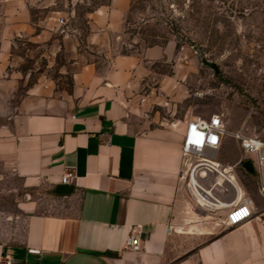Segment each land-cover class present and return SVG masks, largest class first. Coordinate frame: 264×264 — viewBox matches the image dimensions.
<instances>
[{"label":"crops","instance_id":"1","mask_svg":"<svg viewBox=\"0 0 264 264\" xmlns=\"http://www.w3.org/2000/svg\"><path fill=\"white\" fill-rule=\"evenodd\" d=\"M129 2L89 14L91 33L80 38L59 13L40 15L46 6L0 0V179L19 182L24 214L21 231L0 242V264H264L263 197H249L254 216L232 230L189 204L186 122L157 124L155 89L141 93L154 74L143 64H170L169 78L180 79L188 51L169 42L113 53ZM57 59L66 89L48 75ZM25 60L44 63L33 80ZM66 169L75 184H60ZM131 235L138 252L125 247Z\"/></svg>","mask_w":264,"mask_h":264},{"label":"rangeland","instance_id":"2","mask_svg":"<svg viewBox=\"0 0 264 264\" xmlns=\"http://www.w3.org/2000/svg\"><path fill=\"white\" fill-rule=\"evenodd\" d=\"M109 1L33 0V4L48 7L41 9L40 15L59 13L64 21L60 25L84 38L91 33L89 14ZM169 42L188 51L180 79L169 78L170 64H143L154 73L145 77L141 93L155 89L151 101L155 122L167 123L178 131L188 120L218 115L227 132L264 141V0H130L123 26L111 35L115 54H136ZM193 47L199 49L201 57ZM202 59L215 63L218 73L203 66ZM43 64L25 60L21 68L31 67L33 80L34 68L41 69ZM59 65L57 59V65L49 68L50 78L59 79ZM57 85L66 89L68 77H61ZM242 155L239 142L228 137L217 160L233 168L244 194L253 198L258 194L257 177L244 171ZM21 200L19 182L10 176L1 178L0 242L21 231Z\"/></svg>","mask_w":264,"mask_h":264},{"label":"built area","instance_id":"3","mask_svg":"<svg viewBox=\"0 0 264 264\" xmlns=\"http://www.w3.org/2000/svg\"><path fill=\"white\" fill-rule=\"evenodd\" d=\"M59 23L63 24V19H59ZM228 137L239 142L242 157L252 164L257 177L258 194L264 198V141L227 132L221 117L213 115L206 119L188 120L181 142V179L187 200L192 208L207 214L222 230L235 229L254 216L252 201L244 193H240L233 168L224 166L217 160L218 151ZM186 157L195 160L184 169ZM59 182L61 185L75 184L74 171L66 169ZM125 247L138 252L139 236L131 235Z\"/></svg>","mask_w":264,"mask_h":264},{"label":"water","instance_id":"4","mask_svg":"<svg viewBox=\"0 0 264 264\" xmlns=\"http://www.w3.org/2000/svg\"><path fill=\"white\" fill-rule=\"evenodd\" d=\"M192 49H193V51H195V53L198 55V57H201V52L199 51V49L197 47H193ZM201 63H202L203 66L209 67L215 73H218V68H217L215 63H210L206 59H202ZM242 168L249 175H254L255 174L253 166H252V164L249 161H246V162L242 163Z\"/></svg>","mask_w":264,"mask_h":264},{"label":"bare ground","instance_id":"5","mask_svg":"<svg viewBox=\"0 0 264 264\" xmlns=\"http://www.w3.org/2000/svg\"><path fill=\"white\" fill-rule=\"evenodd\" d=\"M193 160H195V158L186 157L185 158V161H184V169H186L188 167V165L190 164V162L193 161ZM239 190H240V193H242V190L240 189V187H239ZM192 227L198 230L200 228V224H197V223L196 224H193Z\"/></svg>","mask_w":264,"mask_h":264}]
</instances>
